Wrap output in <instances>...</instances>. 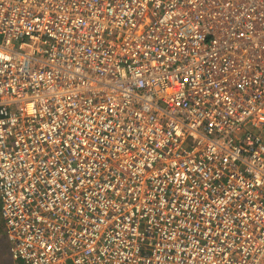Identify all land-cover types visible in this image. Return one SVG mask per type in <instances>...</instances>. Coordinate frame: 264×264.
<instances>
[{
	"label": "built area",
	"instance_id": "built-area-1",
	"mask_svg": "<svg viewBox=\"0 0 264 264\" xmlns=\"http://www.w3.org/2000/svg\"><path fill=\"white\" fill-rule=\"evenodd\" d=\"M0 217L16 264H264V0H0Z\"/></svg>",
	"mask_w": 264,
	"mask_h": 264
},
{
	"label": "rangeland",
	"instance_id": "rangeland-1",
	"mask_svg": "<svg viewBox=\"0 0 264 264\" xmlns=\"http://www.w3.org/2000/svg\"><path fill=\"white\" fill-rule=\"evenodd\" d=\"M3 226L4 224L0 217V264H16L11 258L8 240L4 233L5 227L3 228Z\"/></svg>",
	"mask_w": 264,
	"mask_h": 264
},
{
	"label": "trees",
	"instance_id": "trees-1",
	"mask_svg": "<svg viewBox=\"0 0 264 264\" xmlns=\"http://www.w3.org/2000/svg\"><path fill=\"white\" fill-rule=\"evenodd\" d=\"M3 228H4V226H3ZM4 233H5V228H4Z\"/></svg>",
	"mask_w": 264,
	"mask_h": 264
}]
</instances>
